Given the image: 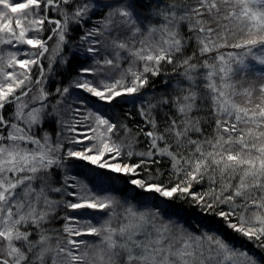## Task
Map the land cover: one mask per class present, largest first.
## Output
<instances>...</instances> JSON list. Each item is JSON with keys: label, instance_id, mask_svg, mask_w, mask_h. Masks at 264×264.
Returning a JSON list of instances; mask_svg holds the SVG:
<instances>
[{"label": "snow or ice", "instance_id": "obj_1", "mask_svg": "<svg viewBox=\"0 0 264 264\" xmlns=\"http://www.w3.org/2000/svg\"><path fill=\"white\" fill-rule=\"evenodd\" d=\"M0 264H264V0H0Z\"/></svg>", "mask_w": 264, "mask_h": 264}, {"label": "rangeland", "instance_id": "obj_2", "mask_svg": "<svg viewBox=\"0 0 264 264\" xmlns=\"http://www.w3.org/2000/svg\"><path fill=\"white\" fill-rule=\"evenodd\" d=\"M17 2H22V0H16Z\"/></svg>", "mask_w": 264, "mask_h": 264}, {"label": "trees", "instance_id": "obj_3", "mask_svg": "<svg viewBox=\"0 0 264 264\" xmlns=\"http://www.w3.org/2000/svg\"><path fill=\"white\" fill-rule=\"evenodd\" d=\"M17 2V1H16Z\"/></svg>", "mask_w": 264, "mask_h": 264}]
</instances>
